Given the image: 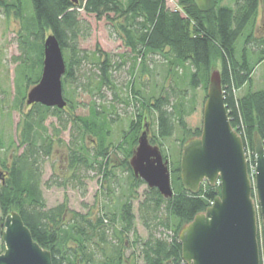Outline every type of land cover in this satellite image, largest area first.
<instances>
[{"label":"trees","instance_id":"obj_1","mask_svg":"<svg viewBox=\"0 0 264 264\" xmlns=\"http://www.w3.org/2000/svg\"><path fill=\"white\" fill-rule=\"evenodd\" d=\"M176 4L171 10L167 0H0L5 15L13 12L24 32L20 35L23 55L17 80L22 61L34 50L25 46L26 41H39L43 61L45 33H53L62 49L66 64L63 93L67 85L73 87L72 95L78 88L98 98L104 88L115 92L114 72L132 60L129 72L133 78L128 89L135 111L113 148L107 143L110 115L96 101L91 102L88 115H77L65 96L68 104L62 109L40 103L27 106L26 96H20L17 88L14 108H20L23 101L27 107L21 109L17 143L6 145L0 125L1 232L4 217L17 211L33 239L50 251L52 264H188L182 259L179 232L214 201L220 185L204 182L196 192L187 190L180 177V152L176 161L169 160L172 196L164 198L156 188L147 187L140 199L137 190L144 181L134 176L129 160L145 125H149L146 112L155 115V131L149 142L159 146L164 158L169 154L159 140L172 136L176 125L183 134L181 149L187 140L200 135V128L191 130L184 120L193 110L185 109L186 91L203 87L206 93L216 64L229 121L243 142L248 172L249 163L255 165L256 134L264 147V87L252 88L253 72L264 61V0H176ZM80 11L107 20L129 52L115 56L99 45L92 53L79 48V38L90 31ZM150 55L162 58L174 84L168 90L162 87L158 95L145 96L135 72L139 70V76L150 72L146 64ZM38 81L28 80L27 91ZM243 87L246 91L238 94ZM66 130L70 133L65 144L66 177L42 182L44 166L51 164L55 149L63 145L60 135ZM88 138L93 139L92 148L87 146ZM111 149L123 154L120 164L129 174L128 195L113 210L82 213L69 209L66 202L47 208L42 185L81 188L85 194L84 182L90 179V171H95L101 182L113 180ZM136 200L146 238L135 226ZM131 237L132 252L125 255ZM259 249L260 264H264V243Z\"/></svg>","mask_w":264,"mask_h":264},{"label":"water","instance_id":"obj_2","mask_svg":"<svg viewBox=\"0 0 264 264\" xmlns=\"http://www.w3.org/2000/svg\"><path fill=\"white\" fill-rule=\"evenodd\" d=\"M76 2L77 0H73ZM66 64L58 39L48 33L43 40V61L39 81L26 93L27 106L40 103L65 108L62 77ZM254 186L240 135L230 124L224 104L219 70H212L203 105L201 133L190 138L180 156V177L184 187L198 191L201 183L219 184L220 194L203 212L179 232L182 259L188 264H260L258 216L264 241V147L254 136ZM135 177L164 198L173 194L169 160L157 145L149 142L148 125L138 138L129 160ZM254 190L258 209L252 197ZM4 251L0 264H52L50 251L36 242L21 216L10 211L2 222Z\"/></svg>","mask_w":264,"mask_h":264},{"label":"rangeland","instance_id":"obj_3","mask_svg":"<svg viewBox=\"0 0 264 264\" xmlns=\"http://www.w3.org/2000/svg\"><path fill=\"white\" fill-rule=\"evenodd\" d=\"M22 2L28 3L29 0H22ZM167 4L168 8L171 10L177 8L176 0H167ZM80 18L89 25L90 31L88 36L79 38V48L92 53L95 50L96 45H99L100 49L107 53L114 54L115 56L127 54L129 52V49L123 45L119 38V34L115 32V29L107 20L104 18L96 19L94 14H86L83 11H80ZM259 19L258 23H260ZM23 33L21 20L15 17L13 12L9 15H5L3 8L0 7V125L7 146L17 143V131L21 121V109L22 111L27 110L24 101L20 108H14L17 97V88L20 96H26V82L28 80L37 81L42 70L39 41H26L25 46L27 48L33 47L34 50L28 52L22 61L20 75L17 80L19 64L21 63L19 58L23 55L20 46V40L22 39L20 35ZM46 34L47 33L44 34V37ZM131 62L132 60L129 59L125 65L114 72L113 77L116 83L115 92L104 88L101 93V98L91 96L90 93L84 91L82 88L75 90L73 95L71 94L72 86L67 85L64 88L63 94L70 101V105L74 108V111H72L73 113H76L77 115H88L91 102L93 101H96L97 105L101 104L103 108L106 109L107 113L110 115L108 117L110 122L107 125V143H110V147L112 148L121 140L122 133L124 130H127L129 121L133 118L135 111V101L131 98L130 90L128 89V83L133 78L129 72L131 69ZM146 62L150 72H145L141 76L138 75L139 70L135 72L138 81H141L142 93L145 96L158 95L162 87H165L168 90L172 84H174V81L173 77L170 74H167L162 58L158 55H150ZM85 67L89 68V65L87 64ZM215 69L220 70L218 64L213 68V70ZM178 72L181 73V70L179 69ZM263 79L264 61L259 64L253 72L252 88L254 90L262 89L264 87ZM136 86L138 87V82ZM181 86L183 87L184 85ZM205 94H207V91L205 93L203 87H199L194 91L190 89H187L186 91L185 109L186 111H189L193 107V110H191L188 115L184 116V120L186 121L187 127L191 130L196 128L201 129L202 127L203 105L206 100ZM71 110L72 108L66 110L64 117H66L65 114H68ZM145 114L147 121L149 122L148 138H151L155 131V115L148 112ZM52 120L54 121V119H49L48 121ZM188 137L189 136L187 135V138ZM60 138L64 143L55 149L51 158V164L49 162L45 164L42 182L47 181L50 177H53L54 180H63L65 179L64 177H66L65 168L67 162L65 157V144L70 141L69 130L63 131ZM182 138V131L178 125H176L172 136L167 139L159 140L163 150L169 154L168 160L176 161L178 158L179 153L182 151ZM87 146L89 148L93 147V139H87ZM109 153L113 161L110 164V168L112 166L115 175L113 180L101 182L100 176H98L95 171H90V179H86L84 182L86 189L85 194H82L83 189L81 188H71L70 186L63 188L53 184H50L49 187L42 185L43 196L47 208L66 202L69 209L82 213L87 212L90 209L92 211L100 209L103 211L109 209L113 210V208H115L120 201L128 195L129 174L120 164L124 159L123 154L117 150L113 151V149H111ZM204 182L206 181H203L202 183ZM251 182L252 186H254V179L251 178ZM146 188L147 185L145 183L138 188L137 191L140 199ZM252 191V197L256 208L258 209L254 190ZM133 211L136 215L135 226L137 232L142 238H146L147 231L138 218L137 200L133 201ZM258 240L260 245L264 243L259 216ZM131 241L132 237L126 245L127 247L124 251L125 255L132 252V247L130 246ZM4 248L5 246L1 239L0 228V253L4 251ZM263 254L262 250V256Z\"/></svg>","mask_w":264,"mask_h":264},{"label":"built area","instance_id":"obj_4","mask_svg":"<svg viewBox=\"0 0 264 264\" xmlns=\"http://www.w3.org/2000/svg\"><path fill=\"white\" fill-rule=\"evenodd\" d=\"M249 176L252 178V179H254V176H255V167L253 166L252 167V164L251 163H249ZM213 202V201H212ZM212 202H211V204H212ZM210 204V205H211Z\"/></svg>","mask_w":264,"mask_h":264},{"label":"crops","instance_id":"obj_5","mask_svg":"<svg viewBox=\"0 0 264 264\" xmlns=\"http://www.w3.org/2000/svg\"><path fill=\"white\" fill-rule=\"evenodd\" d=\"M252 77H253V75H252ZM246 89H247V87H243V88L239 89L237 92H238V94L241 95L246 91Z\"/></svg>","mask_w":264,"mask_h":264}]
</instances>
